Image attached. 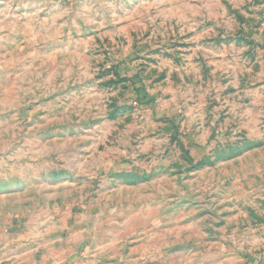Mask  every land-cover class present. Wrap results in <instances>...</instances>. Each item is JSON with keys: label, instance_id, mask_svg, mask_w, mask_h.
Listing matches in <instances>:
<instances>
[{"label": "rangeland", "instance_id": "obj_1", "mask_svg": "<svg viewBox=\"0 0 264 264\" xmlns=\"http://www.w3.org/2000/svg\"><path fill=\"white\" fill-rule=\"evenodd\" d=\"M6 215L122 264L264 242V0H0Z\"/></svg>", "mask_w": 264, "mask_h": 264}, {"label": "crops", "instance_id": "obj_2", "mask_svg": "<svg viewBox=\"0 0 264 264\" xmlns=\"http://www.w3.org/2000/svg\"><path fill=\"white\" fill-rule=\"evenodd\" d=\"M6 216H0V264H122V258L106 259L110 243L98 240V230L88 218H68L41 227L23 224L22 217ZM253 244L245 252L240 245L224 244L220 253L216 252L219 258L213 256L203 262L264 264V242Z\"/></svg>", "mask_w": 264, "mask_h": 264}]
</instances>
